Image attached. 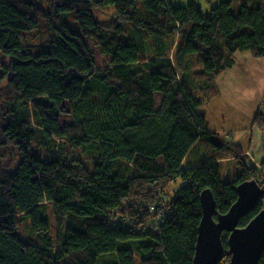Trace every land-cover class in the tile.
<instances>
[{"label":"trees","instance_id":"trees-1","mask_svg":"<svg viewBox=\"0 0 264 264\" xmlns=\"http://www.w3.org/2000/svg\"><path fill=\"white\" fill-rule=\"evenodd\" d=\"M46 2L0 0V264H192L202 191H212L216 218L240 183L264 189L263 173L232 143L240 172L230 181L220 179V157L188 164L203 141L225 146L210 144L198 108L219 94L216 81L237 54L264 58V0H242L238 10L223 0L206 13L169 0ZM105 6L114 8L108 24L91 13ZM35 30L55 36L27 52L21 33ZM85 38L110 66L97 68ZM252 124L264 134V103ZM262 209L264 196L238 227ZM228 237L219 264L230 260Z\"/></svg>","mask_w":264,"mask_h":264},{"label":"rangeland","instance_id":"rangeland-1","mask_svg":"<svg viewBox=\"0 0 264 264\" xmlns=\"http://www.w3.org/2000/svg\"><path fill=\"white\" fill-rule=\"evenodd\" d=\"M88 1H92V0H88ZM169 1L173 6H186L188 4L195 3L202 13H206L210 11L211 9L217 7L223 0H169ZM36 2L38 5L42 6L44 9H47L48 5H47L46 0H36ZM241 2L242 0H235L233 4L234 5L233 8L238 10L240 8ZM113 11H114V8L112 6H105V7H94L91 13H92L93 18L97 22H100L102 24H108L111 20ZM62 21L73 32H76V33L80 32L77 23L73 19L72 13L62 14ZM125 29H127L126 30L127 34L124 35V38L128 39L129 38L128 35L132 34L130 24H126ZM38 33L39 31H36V30L31 31V32L21 33L23 49L25 51L32 52V53H38L41 50V47H40L41 43L55 36V33L53 30H50L48 31V33L42 35V38ZM84 41L86 43V46L93 53V59L95 61L97 68H104V67L110 66L111 58L102 54L100 47L97 46L93 40H89L85 38ZM255 60L251 54H248L247 56H244V57L242 56L239 59L240 64L237 69L238 71L237 70L234 71L232 75H235L236 77L238 76L240 78L244 77V79L246 80L247 79L246 77H248L250 72L251 74L252 73L257 74L256 68H258V66L255 64ZM194 69L196 68L194 67ZM240 71L242 74L240 73ZM226 74H227V71L223 75L225 76ZM226 82L227 81L225 80V83ZM219 95L220 94L214 97L211 101L203 104L200 108H198V111L200 113L206 114V119L208 120L210 124L208 126V129L213 130V131H219L221 136H223L222 140L225 142V146L222 149L216 151V150L211 149V147H209V144L203 141L192 151L188 159V164L198 165V164H202L203 162H206L207 160H209L210 158L214 156L220 157L219 159L220 179L224 182H227V181H230L231 178L238 175L240 172V167L236 163V157L230 153V148H229L230 141L233 140L234 138L233 133L235 134V136H237L240 132H243V130H239V128L238 127L235 128V126H239L246 130H248V128L238 123V121L234 122L233 120L229 123L228 118L225 119V110L228 111V107L226 105H222V106L218 105L217 102L221 100L219 99ZM160 99H161L160 95L156 94V100L158 104L160 102ZM263 103H264V97H262L261 99V104ZM60 118H61L62 123L71 122V118L69 116L61 115ZM230 124H232L233 127L230 126ZM33 147L35 148L36 145L33 144ZM70 152H71L72 158H80L81 156L78 150H70ZM242 155L245 157L244 160L248 166L257 167L263 173L262 171L263 165L259 163V160L253 155L252 152H250L249 149H244L242 151ZM158 162L161 163L160 160ZM182 185H183V182L181 180H177L176 182L170 183L168 187L166 188V193H168L170 196H173L174 192L178 190ZM45 207H46V216L49 221L51 236H52L54 245L56 246L55 241L57 237V226H56L55 219H54L53 206L51 203L46 202ZM21 224L23 226H26L27 222L24 220H21Z\"/></svg>","mask_w":264,"mask_h":264},{"label":"water","instance_id":"water-1","mask_svg":"<svg viewBox=\"0 0 264 264\" xmlns=\"http://www.w3.org/2000/svg\"><path fill=\"white\" fill-rule=\"evenodd\" d=\"M210 144L223 145L218 135L210 137ZM264 175V166H263ZM264 196V189L255 181H245L237 186V200L225 214L214 218L216 200L210 189L200 194L202 219L192 264H219L224 253L223 233L229 234L226 264H258L264 252V209L245 227H238L241 218L249 214Z\"/></svg>","mask_w":264,"mask_h":264},{"label":"crops","instance_id":"crops-1","mask_svg":"<svg viewBox=\"0 0 264 264\" xmlns=\"http://www.w3.org/2000/svg\"><path fill=\"white\" fill-rule=\"evenodd\" d=\"M248 54L249 53L236 55V64L227 71L225 76L223 75L224 78L221 76L217 79L216 85L218 91H220L219 99H221L220 101H218V99L217 103L220 106L226 105L228 107L229 112L225 110V119L228 118L229 123L233 120L234 122L238 121V123L248 128V130H246L234 125L235 128L238 127L239 130H243V132H240L237 136L233 133L234 138L230 143L239 146L243 150L249 149L261 164L264 160V134L253 126L252 121L261 109V99L264 97V58L259 60L254 59L255 64L258 66V68H256L257 74H251L250 72L246 80L244 77L240 78L232 75L239 67V59ZM225 80L227 81L226 83ZM200 114L206 119L205 113ZM206 121L207 126H209L210 124L207 119ZM230 126L233 127L232 124H230ZM210 131L223 138L219 131Z\"/></svg>","mask_w":264,"mask_h":264},{"label":"flooded vegetation","instance_id":"flooded-vegetation-1","mask_svg":"<svg viewBox=\"0 0 264 264\" xmlns=\"http://www.w3.org/2000/svg\"><path fill=\"white\" fill-rule=\"evenodd\" d=\"M263 162H264V160H263ZM263 162H262V163H263ZM262 163H261V164H262ZM262 171H263V169H262Z\"/></svg>","mask_w":264,"mask_h":264}]
</instances>
